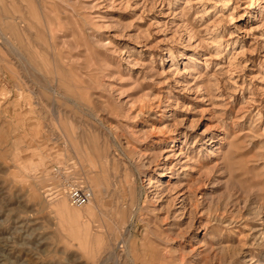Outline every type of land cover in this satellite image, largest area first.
<instances>
[{
    "label": "rangeland",
    "instance_id": "1",
    "mask_svg": "<svg viewBox=\"0 0 264 264\" xmlns=\"http://www.w3.org/2000/svg\"><path fill=\"white\" fill-rule=\"evenodd\" d=\"M0 264H264V0H0Z\"/></svg>",
    "mask_w": 264,
    "mask_h": 264
},
{
    "label": "built area",
    "instance_id": "2",
    "mask_svg": "<svg viewBox=\"0 0 264 264\" xmlns=\"http://www.w3.org/2000/svg\"><path fill=\"white\" fill-rule=\"evenodd\" d=\"M44 193L50 198L58 196V194H64L66 195L69 204L76 207L85 205L93 195L88 186L72 181H68L60 188L51 185Z\"/></svg>",
    "mask_w": 264,
    "mask_h": 264
},
{
    "label": "bare ground",
    "instance_id": "3",
    "mask_svg": "<svg viewBox=\"0 0 264 264\" xmlns=\"http://www.w3.org/2000/svg\"><path fill=\"white\" fill-rule=\"evenodd\" d=\"M4 37H5V36H4ZM6 39H7V38H6ZM15 50H16V49H15ZM15 53H17V52H15ZM89 189H90V188H89ZM90 191H91V193L93 194L92 189H90ZM66 198H67V197H66ZM92 200H93V195H92V198H91L87 203H89V202L92 201ZM87 203H86V204H87ZM86 204H85V205H86ZM56 206H57V205H56ZM64 206H65V205H64ZM66 206H67V204H66ZM68 206H69V205H68ZM75 207H76V206H75ZM79 207H82V206H79ZM71 209H72V208H71ZM65 211H66V210H65ZM67 212H68V211H67ZM60 223H61V222H60ZM60 223H59V224H60ZM82 251H83V250H82Z\"/></svg>",
    "mask_w": 264,
    "mask_h": 264
}]
</instances>
